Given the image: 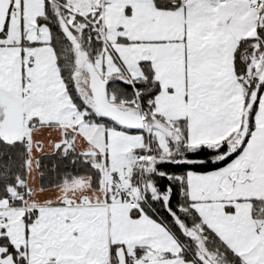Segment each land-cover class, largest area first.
Listing matches in <instances>:
<instances>
[{
    "label": "snow or ice",
    "instance_id": "1",
    "mask_svg": "<svg viewBox=\"0 0 264 264\" xmlns=\"http://www.w3.org/2000/svg\"><path fill=\"white\" fill-rule=\"evenodd\" d=\"M0 264H264V0H0Z\"/></svg>",
    "mask_w": 264,
    "mask_h": 264
}]
</instances>
